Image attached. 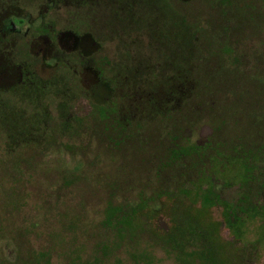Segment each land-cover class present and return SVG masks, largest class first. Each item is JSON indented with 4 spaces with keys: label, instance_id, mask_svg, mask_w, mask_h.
Returning <instances> with one entry per match:
<instances>
[{
    "label": "rangeland",
    "instance_id": "1",
    "mask_svg": "<svg viewBox=\"0 0 264 264\" xmlns=\"http://www.w3.org/2000/svg\"><path fill=\"white\" fill-rule=\"evenodd\" d=\"M1 11L0 264H177L161 240L176 212H195L214 184L233 202L243 152L264 179V0H0ZM138 202L133 224L128 211L107 222L108 207ZM224 203L206 214L222 240L264 264V225L248 219L235 240Z\"/></svg>",
    "mask_w": 264,
    "mask_h": 264
},
{
    "label": "trees",
    "instance_id": "2",
    "mask_svg": "<svg viewBox=\"0 0 264 264\" xmlns=\"http://www.w3.org/2000/svg\"><path fill=\"white\" fill-rule=\"evenodd\" d=\"M241 159L245 165H243L244 179L233 202L224 203L220 194L224 185L214 184L205 192L207 206L204 204L195 212H176V216L172 218L171 227L163 232L161 240L164 241V245L171 247L170 250L179 255L177 264H234L235 262L245 264L249 261L248 255L254 254V251L249 249L251 247H237L235 242L223 241L219 234L221 223L206 215L211 205L224 203L223 223L232 232L235 240H240L244 235V223L248 219L259 220L264 225V179L253 176V171L250 169L253 164L247 152H243ZM166 198L175 201L180 198V193L175 191L166 195ZM141 203L121 208L108 207L107 222L122 221L118 217L119 214L122 211H128L127 219L123 220L133 224L143 212ZM149 211L152 217H156L161 209L159 205H156ZM228 251L232 256L237 257L236 260H232L227 254Z\"/></svg>",
    "mask_w": 264,
    "mask_h": 264
},
{
    "label": "flooded vegetation",
    "instance_id": "3",
    "mask_svg": "<svg viewBox=\"0 0 264 264\" xmlns=\"http://www.w3.org/2000/svg\"><path fill=\"white\" fill-rule=\"evenodd\" d=\"M3 1V0H2ZM0 14H3L2 13V11L0 12ZM40 14V13H39ZM14 14H10L9 16H13ZM19 15L20 16H22L20 13H19ZM40 15H43L44 17L45 16H47L46 14H40ZM19 16V17H20ZM33 29V28H32ZM32 31H34L35 32V34H38L39 36H42V35H44V34H42L43 32H41V29H38V28H36V29H33V30H31V33H33ZM42 31H44V28H42ZM46 31V30H45ZM32 36H34V35H32ZM0 42H1V37H0ZM0 46H2L1 44H0ZM29 56H31V55H29Z\"/></svg>",
    "mask_w": 264,
    "mask_h": 264
}]
</instances>
